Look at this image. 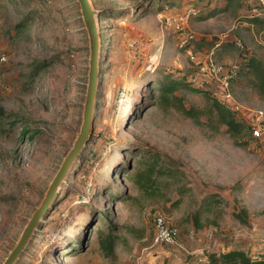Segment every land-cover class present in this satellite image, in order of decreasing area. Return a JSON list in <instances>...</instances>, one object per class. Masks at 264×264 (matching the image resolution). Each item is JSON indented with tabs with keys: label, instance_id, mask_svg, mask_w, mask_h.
Returning a JSON list of instances; mask_svg holds the SVG:
<instances>
[{
	"label": "rangeland",
	"instance_id": "1",
	"mask_svg": "<svg viewBox=\"0 0 264 264\" xmlns=\"http://www.w3.org/2000/svg\"><path fill=\"white\" fill-rule=\"evenodd\" d=\"M90 1L97 10L100 44L91 137L13 264H116L149 241L146 225L152 211L209 250L240 241L238 233L249 235V229L264 237V138L249 131L233 136L214 119L196 122L149 97L151 78L166 73L188 77L190 48L215 46L219 61L237 67L244 54L264 61V31L243 17L254 1ZM177 12L189 13L185 30L195 36L186 49L178 46L180 33L165 22ZM0 51L7 55L0 62L1 264L80 128L90 51L79 2L0 0ZM232 90L245 106L239 119L247 122L254 108L264 107V95L246 76L233 79ZM176 93L187 107L208 105L205 94L189 87ZM150 151L175 161L186 175L185 188L180 194L169 189L170 199L163 196L154 203L145 196L141 204L114 197L122 190L139 195L129 176L133 168L124 167ZM209 192L226 203L215 214L217 226L197 230L191 216ZM241 206L248 209L249 226L233 216ZM108 222L123 225L110 254L102 249L98 232ZM129 226L144 227V237L135 238ZM208 228L214 230L211 242L205 238ZM80 242L82 248L72 250ZM163 248L168 250L153 247L152 257Z\"/></svg>",
	"mask_w": 264,
	"mask_h": 264
},
{
	"label": "trees",
	"instance_id": "2",
	"mask_svg": "<svg viewBox=\"0 0 264 264\" xmlns=\"http://www.w3.org/2000/svg\"><path fill=\"white\" fill-rule=\"evenodd\" d=\"M244 19L250 24L255 26L257 30L264 31V15H251L245 14ZM246 76L250 86L257 91L258 94L264 95V61L255 54H244L239 65L238 75ZM149 97L154 98L155 101L160 103H169L170 105L178 108L183 114L192 118L196 122H203L204 117L207 121L214 119L218 125L225 126L226 131L231 135H239L249 131L247 122L238 118L237 114L220 102L214 97L207 89L193 86L188 78L178 77L171 73L162 75L161 78L150 79ZM181 87H189L193 90L202 92L207 96L208 105L206 108H198L196 106L187 107L182 99V96L177 94L176 91ZM210 101V102H209ZM250 132V131H249ZM260 139V138H259ZM130 162H126V169H132L130 179L133 181L135 187L139 191V195L122 190L121 192L114 193V197L118 196L121 199H130L137 201L141 204L143 197L147 198L148 203H154L158 198L168 197L167 191L171 189L180 191L185 188L183 181L186 179L184 171L175 163L174 160L164 158L160 152H147L144 155L136 157L135 163L130 166ZM113 194V193H112ZM116 194V195H115ZM178 198L174 199L172 203L176 202ZM226 203L225 199L220 197L217 193H206L201 197V201L193 215L191 221L195 229H202L205 226L218 225V217L215 214H221L223 207L220 203ZM146 204H144L145 206ZM220 208V209H217ZM214 214L210 216L208 213ZM233 216L242 225L249 226L251 222L248 219V209L241 206L239 209H233ZM264 214V210L261 211ZM202 217L206 220L202 221ZM123 225H115L108 222L103 228H99L100 245L105 253L110 254L113 252L119 238H121V229ZM128 231L132 232L135 238L142 239L145 234L144 227H127ZM83 242L74 246L72 250L82 248ZM206 257L201 262L192 261L189 264H264V254H253L250 251L240 247L231 246L224 250H208L205 252Z\"/></svg>",
	"mask_w": 264,
	"mask_h": 264
},
{
	"label": "built area",
	"instance_id": "3",
	"mask_svg": "<svg viewBox=\"0 0 264 264\" xmlns=\"http://www.w3.org/2000/svg\"><path fill=\"white\" fill-rule=\"evenodd\" d=\"M254 6L251 7V15H264V0H253ZM190 12V11H189ZM189 13H172L165 17V22L172 27L175 32L180 33L178 46L186 49L193 45L195 36L192 32L185 30V21ZM6 53L0 51V62L6 60ZM189 61L191 63V73L188 80L195 87L207 89L220 102L224 103L236 114L243 112L245 106L240 103L232 90V80L238 75V67L235 64H227L219 61L216 57L215 46L203 51L189 50ZM249 131L253 137L264 138V107L254 108L248 116ZM152 234L149 241L144 242L132 254L131 259L134 264H151L152 249L165 246L171 252V248H182L183 245L178 239V227L169 224L165 215L159 211H152ZM206 231L207 241L214 239L213 228ZM146 243V244H145ZM200 253L194 257V262L198 263L205 259V247H198ZM206 249V250H205ZM191 250V249H189ZM188 252H193L189 251Z\"/></svg>",
	"mask_w": 264,
	"mask_h": 264
},
{
	"label": "water",
	"instance_id": "4",
	"mask_svg": "<svg viewBox=\"0 0 264 264\" xmlns=\"http://www.w3.org/2000/svg\"><path fill=\"white\" fill-rule=\"evenodd\" d=\"M80 5L82 19L88 34L89 41V68L85 93V100L82 112V121L79 131L65 156L63 157L57 171L48 184L44 196L36 206L26 224L24 225L16 243L10 249L1 264H13L18 253L24 248L31 234L37 226L44 212L52 201L59 182L66 174L72 161L90 139L92 133L93 108L95 102L97 81H98V58H99V31L95 14L97 10L90 0H77Z\"/></svg>",
	"mask_w": 264,
	"mask_h": 264
},
{
	"label": "crops",
	"instance_id": "5",
	"mask_svg": "<svg viewBox=\"0 0 264 264\" xmlns=\"http://www.w3.org/2000/svg\"><path fill=\"white\" fill-rule=\"evenodd\" d=\"M216 46L218 43H215ZM148 223V221H146ZM145 222V225H146ZM147 227V233L150 232L148 235L152 234V219L151 222L146 225ZM245 231L246 229H242ZM250 233L249 235H240L238 233V236H240V241H234L232 244L224 245L221 249H217V247L214 250H224L225 248L231 247V246H240L247 251H250L253 254H264V249L261 247L262 244H264V237L259 238L257 232H252L249 229ZM147 237V234L145 238ZM145 238L143 240H145ZM178 239L180 243L183 245L184 249L182 248H171V254L168 250H165L164 248L158 251L156 255H154L151 259V264H189L192 261H194V257L196 254L200 253V249H198V242L197 239H194L192 235L188 234L185 235L182 233V231L178 227ZM253 247V248H252ZM260 247V250L258 252H254L255 248ZM191 249V250H189ZM193 251V252H188ZM116 264H134L131 256L129 254H123Z\"/></svg>",
	"mask_w": 264,
	"mask_h": 264
}]
</instances>
